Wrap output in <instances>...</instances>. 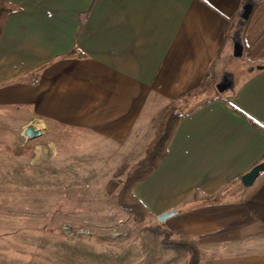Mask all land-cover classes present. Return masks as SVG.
Here are the masks:
<instances>
[{"label": "crops", "instance_id": "0c3cea01", "mask_svg": "<svg viewBox=\"0 0 264 264\" xmlns=\"http://www.w3.org/2000/svg\"><path fill=\"white\" fill-rule=\"evenodd\" d=\"M247 1L9 0L1 154L24 162L16 147L31 124L41 131L28 138L37 140L33 156L52 154L42 140L60 131L80 134L84 155L102 164L133 163L164 110L206 92L186 106L166 155L133 193L156 218L176 210L166 225L201 253L264 264V170L250 186L240 182L264 160V0L242 20ZM227 70L234 83L222 90Z\"/></svg>", "mask_w": 264, "mask_h": 264}, {"label": "rangeland", "instance_id": "374dc122", "mask_svg": "<svg viewBox=\"0 0 264 264\" xmlns=\"http://www.w3.org/2000/svg\"><path fill=\"white\" fill-rule=\"evenodd\" d=\"M226 75L232 85L234 74L227 70ZM178 104L181 111L188 109L189 104ZM68 133L48 134L43 147L49 150L51 141L52 154L35 157L37 140L26 138L21 130L16 148L24 153V162L18 164L13 162L15 154L8 158L7 152H0V159H6L0 161V264H187V251L164 247L163 236L146 228L160 223L173 233L170 239L197 246L199 264L232 263L233 254L225 259L215 257V252L201 253L192 239L173 232L167 219L160 222L154 215L137 224L117 205L120 185L113 192L107 190L110 180L124 179V174L116 175L122 163L102 164V156L84 155V139Z\"/></svg>", "mask_w": 264, "mask_h": 264}, {"label": "trees", "instance_id": "16d2710c", "mask_svg": "<svg viewBox=\"0 0 264 264\" xmlns=\"http://www.w3.org/2000/svg\"><path fill=\"white\" fill-rule=\"evenodd\" d=\"M9 5V0H0V34L4 20L11 11ZM208 86L209 84L205 82L202 83L201 88L206 89ZM212 99L214 98H209L201 102V104ZM192 109L193 108L181 111L175 106L167 108L156 127L154 137L145 147L143 157L132 164H122L118 168L116 175L124 174V179L121 182L110 180L107 184L108 192H113L120 185V189L116 195L117 205L132 214L137 224H142L144 220L154 217V214L134 195L133 188L138 182L148 177L155 169L160 159L166 155L167 147L176 125L185 115L192 111ZM146 228L150 229L151 232L156 235L163 236L162 244L164 247L187 251L189 254V261L187 264H199L200 251L193 242L181 239H170L173 233L161 223L154 227L146 226Z\"/></svg>", "mask_w": 264, "mask_h": 264}, {"label": "water", "instance_id": "95a60500", "mask_svg": "<svg viewBox=\"0 0 264 264\" xmlns=\"http://www.w3.org/2000/svg\"><path fill=\"white\" fill-rule=\"evenodd\" d=\"M252 2L253 0H248L244 4L240 12V17L242 20H245L249 17L251 10H252V5H253ZM235 45H236L235 54L239 55L240 54L239 44L235 43ZM23 134L25 135L26 138H33V137L39 136L41 134V131L40 129L34 128L31 124H29L24 128ZM262 170H264V160L253 165L248 171L240 175L241 184L245 187L250 186ZM175 213H176V210L165 211L159 214L157 216V219L160 222H164L168 217L174 215Z\"/></svg>", "mask_w": 264, "mask_h": 264}, {"label": "built area", "instance_id": "2783aa9c", "mask_svg": "<svg viewBox=\"0 0 264 264\" xmlns=\"http://www.w3.org/2000/svg\"><path fill=\"white\" fill-rule=\"evenodd\" d=\"M226 79V78H225ZM225 79H224V81H223V83L224 84H218V87H220L221 88V85H223L224 86V88H226V86H229L231 83H229L230 82V79L228 78V80H226L225 81ZM228 81V82H227ZM34 82H36V80H34ZM225 82H227V83H225Z\"/></svg>", "mask_w": 264, "mask_h": 264}, {"label": "flooded vegetation", "instance_id": "af4514ba", "mask_svg": "<svg viewBox=\"0 0 264 264\" xmlns=\"http://www.w3.org/2000/svg\"><path fill=\"white\" fill-rule=\"evenodd\" d=\"M225 80H228V76H226V79Z\"/></svg>", "mask_w": 264, "mask_h": 264}]
</instances>
